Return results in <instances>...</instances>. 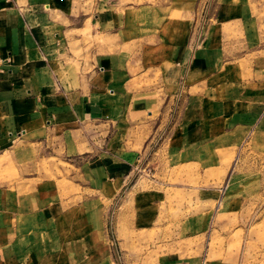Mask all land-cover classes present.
I'll return each instance as SVG.
<instances>
[{
  "label": "crops",
  "instance_id": "obj_1",
  "mask_svg": "<svg viewBox=\"0 0 264 264\" xmlns=\"http://www.w3.org/2000/svg\"><path fill=\"white\" fill-rule=\"evenodd\" d=\"M107 1L0 0V264H126L108 239L105 203L171 101L180 104L163 148L172 169L200 166L230 134L264 138V0H208V34L189 60L187 23L164 40L154 18L170 6L146 7L143 21L145 7ZM88 27L110 49L83 44L77 71L72 45ZM92 125L115 131L110 152L91 160ZM150 223L149 210L131 214L132 233Z\"/></svg>",
  "mask_w": 264,
  "mask_h": 264
},
{
  "label": "rangeland",
  "instance_id": "obj_2",
  "mask_svg": "<svg viewBox=\"0 0 264 264\" xmlns=\"http://www.w3.org/2000/svg\"><path fill=\"white\" fill-rule=\"evenodd\" d=\"M114 1L123 7H145L138 11L142 12L143 21L151 14L146 7L160 10L170 6L165 12L155 11L154 18L164 24L160 29L164 40L173 41L179 23H187L188 60L204 45L209 25L208 0L204 5L202 2L206 0ZM90 4L93 6L94 0ZM137 13L127 17L134 19ZM86 32L83 43L72 45L75 56L81 58L83 44L87 53L98 43L107 51L109 40L102 35L93 36L90 27ZM79 61L83 58L70 61L77 71L82 63ZM179 110L180 104L171 101L160 114L153 113L154 131L139 148L137 164L123 190L105 203L108 239L118 243L122 257L119 261L161 264L168 260L201 259L210 264H264V138L261 141L254 138L251 143L248 137L236 141L238 135L248 136L247 131L230 134L217 141L218 153L203 158L204 170L201 165L172 169L163 148ZM98 130L95 125L90 128L91 148H95L89 154L91 160L98 151L110 152L108 144L115 131L106 127ZM232 138L236 144L228 149L226 146ZM59 167L65 169L66 165L59 162ZM47 173L54 176L50 171ZM65 173H68L66 169L63 172L58 169L56 176ZM142 195L155 197L141 201ZM147 210L151 212V223L147 229L132 233L131 214Z\"/></svg>",
  "mask_w": 264,
  "mask_h": 264
}]
</instances>
